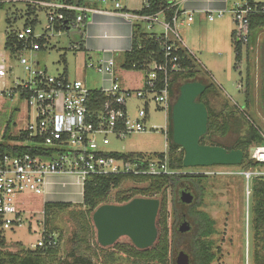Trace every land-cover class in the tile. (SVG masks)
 <instances>
[{
	"label": "rangeland",
	"instance_id": "1",
	"mask_svg": "<svg viewBox=\"0 0 264 264\" xmlns=\"http://www.w3.org/2000/svg\"><path fill=\"white\" fill-rule=\"evenodd\" d=\"M239 0H229L228 9ZM264 3V0H256ZM131 11L143 6L142 0H125L124 6ZM20 9V10H19ZM22 8L0 7V64L8 61L14 69V74H6L0 78V141L3 131L10 122L11 134L27 127L26 104L18 98L13 100L3 95L5 87L13 88L16 83L26 78V74L19 66L18 58L7 48L8 35L13 31H22L25 20L21 18ZM194 15V22L180 27V34L187 48L191 51L194 62L199 70L198 79L211 92L203 98L215 113L216 127L213 140L206 138L205 145L222 143L228 147H237L238 140L245 134L249 124H255L264 136V108L261 105L262 84V53L264 46V28L258 29L253 35V44L248 49L243 48L241 61H236L235 43L232 29L235 27L233 16L227 12L223 18L216 17L211 22L204 15ZM163 16H160L162 19ZM9 19V20H8ZM87 28V27H86ZM82 52L75 51L73 46L82 41L78 30H73L63 37H54L44 51L36 53L34 58L40 62V69L47 70L49 75H61L64 70L72 80L84 81L90 90L108 88V78L95 69H87L86 64H97L101 60L110 58L109 50H89L88 30ZM151 33H163V27L155 26ZM150 33V34H151ZM86 38V36H85ZM87 47V48H86ZM247 50V51H246ZM27 55H30L28 52ZM115 59L122 63L123 58L118 55ZM116 76L125 89H142L145 85L147 71H128L119 67ZM249 78L252 87L253 102L250 107L245 105V90ZM184 79L181 80L183 83ZM180 95V94H179ZM177 99L174 96V103ZM138 102H133L130 109L135 113ZM228 125L229 131L223 134L220 128ZM170 114L164 109L154 110L148 128L157 127L146 133L131 134L124 139H117L110 135L107 141L98 137L99 146L111 153H133L144 156H156L168 151L170 139L166 140L165 129L170 127ZM259 145L253 144L248 151L244 163L238 166H212L185 168L184 174H190L193 181L204 188V199L199 211L206 212L214 220V233L206 240L211 251L215 254L212 264H254L255 255L262 251V236L254 229L255 214L253 212L256 198L252 194L253 186L264 177V165L254 166L256 161L251 158L252 151ZM264 146V145H263ZM177 153L174 158L180 157ZM199 176H204L201 178ZM151 181L141 182L126 180L119 187L113 189L105 199L106 204H119L123 198L140 197L143 190H149ZM195 196L196 191L190 182L184 183ZM152 194V193H151ZM155 198L161 200V217L168 220L169 230L180 223H175L173 203H176L180 213L188 211V207L179 203V192L172 187H163ZM19 209L25 211V223L14 231H7L3 235L5 245H0L4 259L8 262L9 255L25 258L30 246L37 243L44 231V206L42 196L26 193L18 198ZM46 231L59 237V245L50 253L42 256V264H63L71 252L87 257L94 264H143L135 263L132 256L136 248L128 237H122L111 247H102L97 240V230L93 222V212L83 205L71 206L57 210L48 216ZM170 233L169 236L171 238ZM1 241V237H0ZM189 236L181 241L178 250H189ZM178 254V252H177ZM176 254V255H177ZM176 260V259H175ZM168 264H171L168 262Z\"/></svg>",
	"mask_w": 264,
	"mask_h": 264
},
{
	"label": "built area",
	"instance_id": "2",
	"mask_svg": "<svg viewBox=\"0 0 264 264\" xmlns=\"http://www.w3.org/2000/svg\"><path fill=\"white\" fill-rule=\"evenodd\" d=\"M125 0H0V7L22 8L25 20L22 31H13L8 47L18 58L26 78L13 88H4L3 95L18 98L26 104L27 127L12 136L16 139L4 143L9 150L0 152V234L14 231L25 223V211L19 209L18 198L26 193L43 196L49 190L53 178L74 181L84 200L87 180L92 176L123 175L130 177H155L173 175L169 168L168 151L163 155L133 157L113 156L98 144V137L106 141L110 135L124 139L128 135L158 130L148 128L153 109L169 113L174 104V86L178 77L187 73L180 52L185 43L180 27L194 21V13L178 6L171 19L164 14L143 15L126 11ZM149 5L146 4V7ZM20 10V9H19ZM233 16L234 42L246 47L251 40V19L264 14V3L256 0H239L232 10L208 13L211 22L225 13ZM121 13L134 26L145 31L163 46L164 60L145 66L147 71L142 89H124L116 76V61L110 58L86 68L109 76L111 84L101 90H90L84 81L70 79L67 70L61 75H49L41 70L36 53L44 51L54 37H63L78 30L82 41L73 49L82 52L85 31L97 14ZM160 16H163L160 19ZM9 20V19H8ZM163 27V33H151L155 26ZM151 33V34H150ZM30 55H27V53ZM136 66H134L135 68ZM14 74V69L4 60L0 64V78ZM138 102L133 113L130 105ZM169 140V128L165 129ZM3 140V139H2ZM29 151L19 153L17 148ZM129 155L131 153H119ZM264 146L256 147L251 158L264 163ZM30 246L31 250L55 248L59 245L56 235L45 236Z\"/></svg>",
	"mask_w": 264,
	"mask_h": 264
},
{
	"label": "trees",
	"instance_id": "3",
	"mask_svg": "<svg viewBox=\"0 0 264 264\" xmlns=\"http://www.w3.org/2000/svg\"><path fill=\"white\" fill-rule=\"evenodd\" d=\"M146 4L149 6L146 7ZM144 8L136 12L137 14L143 15H157L164 14L168 19H171L174 15V12L177 8L176 5L172 4L169 0H147ZM264 28V14H260L251 19V40L250 43L246 46V49L253 44V35L254 32L258 29ZM12 38L8 35L7 38V48L10 46V42ZM234 41V38H233ZM235 43V42H234ZM243 46L241 44L235 43V54L236 61L240 62L242 57ZM247 51V50H246ZM262 84H261V105L264 108V46L262 53ZM180 56L182 57L183 66L187 69V73L184 75H180L178 77V83L174 86V96L178 99L180 94V88L183 84L188 82L199 81L198 74L199 70L194 62L193 56L188 52L187 49H184L180 52ZM164 60V52L163 46L160 42H157L153 37H151L145 29L141 25L135 26L134 31V39L132 50L128 53L124 54L123 63L121 64V68L128 71H137L143 70V68L150 63L157 61L161 62ZM134 66H136L134 68ZM184 79L183 83L181 80ZM202 82V81H201ZM211 86H207V91L198 97L197 101L203 103V98H205L211 92ZM245 96V105L250 107L253 102L252 98V87L249 78H247L246 90L244 93ZM175 104V103H174ZM169 111L171 125L169 127V139L170 144L168 146V155H169V168L174 171L173 175H162L155 177H130L123 175H109V176H92L87 180L84 192V200L83 206L87 208L89 211L93 212L101 205L106 204L105 199L110 194V192L119 187L126 180L133 181H141L150 182L149 190H143L139 195L140 197L145 198H155L156 193H159L162 188L165 186H170L173 190H178L179 196L181 192L188 188L184 183L190 182L193 184V188L196 191V195L194 196V202L191 205L183 204L180 199L179 203L182 206L188 207V211L185 213H180L176 203H173L175 223H182L184 219H187L192 229L189 233L182 234L179 229L175 226L173 230H169L168 222L166 217H161V210L165 211V207H161L159 211V215L157 218V227H158V239L150 249L139 250L137 248H133L132 256L135 259V263H143V264H177L176 260L178 254L183 250H178L181 241L189 236L190 244L189 250H184L190 257V264H212L215 259V254L211 251L210 244L207 242V238L210 237L215 229H214V220L206 213L199 211L198 208L202 206L204 199V188L200 183H196L193 181L194 178L190 174H184L181 172L185 169L183 164V160L185 157V151L178 145L173 142V125H172V110L173 106ZM209 112V125H208V133L204 137L201 138V144H204V140L209 138L213 140L215 130L219 129L216 127V120H214L215 113L210 108L208 103H204ZM220 130L223 131V134H227L229 131L228 125L224 124ZM11 124L7 123L3 135L2 141H0V152H5L9 150V147L4 143L6 140L16 139L11 134ZM253 144L263 146L264 145V136L261 130L255 124H249L248 129L245 134L238 140L237 147H228L222 143H213L210 146H219L226 148L228 151L232 150H242L244 153L243 163L246 161L248 157V151ZM19 153H26L29 151L28 148L20 147L17 148ZM180 153V157L174 158V156ZM113 156L118 157H133V153L129 155L114 153ZM163 155V154H159ZM264 165V163H255L254 166ZM204 178V176H199ZM259 183L252 188V194L256 198V204L254 205L253 212L255 214V225L254 229L259 233L263 234L261 240L263 243L262 251L255 255L254 264H264V177ZM152 193V194H151ZM139 197L138 195H134L132 198H123L119 201V204H125L131 201L134 198ZM159 199V198H158ZM71 204L65 203H46L44 207V216H45V229H46V221L48 216L55 213L57 210H63L71 207ZM171 234V238L169 236ZM53 235L45 230V236ZM0 245H5V241L1 236ZM56 248V247H55ZM55 248H44L37 250L28 251V255L25 258L20 259V264H42V256L46 253L52 252ZM178 252V254H177ZM2 252L0 251V264H16L18 261L17 255H9L10 260L8 262L4 259ZM177 254V255H176ZM63 264H94L93 261L87 257H83L78 255L75 252H71L67 259L63 262Z\"/></svg>",
	"mask_w": 264,
	"mask_h": 264
},
{
	"label": "water",
	"instance_id": "4",
	"mask_svg": "<svg viewBox=\"0 0 264 264\" xmlns=\"http://www.w3.org/2000/svg\"><path fill=\"white\" fill-rule=\"evenodd\" d=\"M206 91L207 85L201 81L185 83L173 106V142L185 151L183 164L185 168L241 165L244 160L242 150L228 151L223 147L201 144V138L208 133L209 112L197 99ZM180 201L185 205L193 204L194 195L188 188L181 192ZM160 208V199L145 197L134 198L125 204L99 206L93 213L99 244L111 247L122 237H128L137 249H150L158 239ZM178 229L185 234L192 226L184 219ZM176 263L190 264L189 255L181 251Z\"/></svg>",
	"mask_w": 264,
	"mask_h": 264
},
{
	"label": "crops",
	"instance_id": "5",
	"mask_svg": "<svg viewBox=\"0 0 264 264\" xmlns=\"http://www.w3.org/2000/svg\"><path fill=\"white\" fill-rule=\"evenodd\" d=\"M169 1L178 6L181 10L191 11L198 16L204 15L208 17L209 12L229 10V0ZM142 2L143 6L139 9H134L133 11H131L126 5V11L131 13L141 11L147 0H142ZM86 27L88 30L89 50H109L110 56L107 58L114 59L118 55L123 58L125 53L132 50L135 26L130 19L124 17L121 13L97 14L93 17L92 22ZM234 30L235 27L231 30L232 36L234 34ZM85 39L87 40V35ZM85 42L87 43V41ZM185 47L190 53L191 50L187 48L186 45ZM115 61L117 71L119 67H121L123 60L121 64H119L116 59ZM106 77L108 78V84L110 86L111 78L109 76ZM73 182L74 181L68 179L53 178L48 188L49 191L42 196L43 206L45 207L46 203H65L73 206H81L83 204V196L79 187L72 184Z\"/></svg>",
	"mask_w": 264,
	"mask_h": 264
},
{
	"label": "bare ground",
	"instance_id": "6",
	"mask_svg": "<svg viewBox=\"0 0 264 264\" xmlns=\"http://www.w3.org/2000/svg\"><path fill=\"white\" fill-rule=\"evenodd\" d=\"M264 157V156H263Z\"/></svg>",
	"mask_w": 264,
	"mask_h": 264
}]
</instances>
